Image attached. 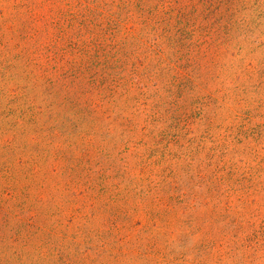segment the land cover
Masks as SVG:
<instances>
[{"label": "rangeland", "instance_id": "rangeland-1", "mask_svg": "<svg viewBox=\"0 0 264 264\" xmlns=\"http://www.w3.org/2000/svg\"><path fill=\"white\" fill-rule=\"evenodd\" d=\"M0 264H264V0H0Z\"/></svg>", "mask_w": 264, "mask_h": 264}]
</instances>
